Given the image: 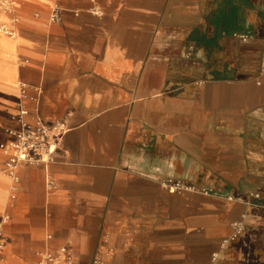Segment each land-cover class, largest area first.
<instances>
[{
    "label": "crops",
    "instance_id": "1",
    "mask_svg": "<svg viewBox=\"0 0 264 264\" xmlns=\"http://www.w3.org/2000/svg\"><path fill=\"white\" fill-rule=\"evenodd\" d=\"M13 1L0 165L22 105L69 129L14 201L0 174V264H264V0Z\"/></svg>",
    "mask_w": 264,
    "mask_h": 264
},
{
    "label": "built area",
    "instance_id": "2",
    "mask_svg": "<svg viewBox=\"0 0 264 264\" xmlns=\"http://www.w3.org/2000/svg\"><path fill=\"white\" fill-rule=\"evenodd\" d=\"M16 8L13 0H0V12L4 14L12 13ZM58 16L55 14L52 20H57ZM17 21V20H15ZM0 31L7 35L13 36L14 31L0 27ZM243 42H248L250 36L237 35ZM261 72L264 73V52L262 55ZM22 93H26V85H22ZM26 97V96H23ZM30 111L24 106H21L19 112L20 128L12 133V138L9 142L1 146V150L5 156V161L0 165V174L7 176L12 181V195L11 200L14 201L19 190V170L23 166L42 165L48 167L54 162V156L60 148L61 142L68 132V127L63 121L55 123H47L42 118L36 117L34 121H29ZM49 187L54 188L55 182L48 178ZM167 188L175 192L177 190L185 189V186L180 182H167ZM251 198L261 200L262 195L259 193H252ZM233 200V198H229ZM264 208V205H257ZM10 221V216L5 214L0 220V252L6 246V240L3 237V228ZM246 230L244 222H237L233 224L232 241L238 239ZM67 250L62 248L56 252H48L41 257L39 264H67ZM69 264V263H68Z\"/></svg>",
    "mask_w": 264,
    "mask_h": 264
}]
</instances>
